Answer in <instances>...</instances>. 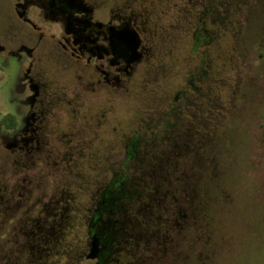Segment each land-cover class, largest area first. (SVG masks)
Wrapping results in <instances>:
<instances>
[{"label":"rangeland","instance_id":"374dc122","mask_svg":"<svg viewBox=\"0 0 264 264\" xmlns=\"http://www.w3.org/2000/svg\"><path fill=\"white\" fill-rule=\"evenodd\" d=\"M99 1L139 15L149 58L96 91L42 53L54 98L36 157L1 138L26 111L27 58L0 51V264H93L88 228L121 180L98 223L106 264H264V0ZM26 32L0 0V44Z\"/></svg>","mask_w":264,"mask_h":264},{"label":"flooded vegetation","instance_id":"af4514ba","mask_svg":"<svg viewBox=\"0 0 264 264\" xmlns=\"http://www.w3.org/2000/svg\"><path fill=\"white\" fill-rule=\"evenodd\" d=\"M6 1L27 30L25 37L18 39L16 36L0 44V51L27 58L22 87L26 111L1 138L8 149L36 157L41 152L43 140L47 139L45 118L53 108L54 98L49 86L52 80H47L49 67H44L42 55L52 54L55 48L64 64L73 65L83 73L89 88L121 90L137 67L149 58V31L139 23V15L109 12L105 2L98 0ZM47 40L51 41L50 45ZM14 42H17V49H6V44ZM54 59L61 63V59ZM103 215L101 209H95L87 233L88 247L80 255L87 259L94 238H97L99 256L95 260L87 259L93 264L108 262L111 240H114L105 238L103 229L98 227V223L103 222Z\"/></svg>","mask_w":264,"mask_h":264},{"label":"trees","instance_id":"16d2710c","mask_svg":"<svg viewBox=\"0 0 264 264\" xmlns=\"http://www.w3.org/2000/svg\"><path fill=\"white\" fill-rule=\"evenodd\" d=\"M191 3L192 2H190V0H188L187 6H189V4H191ZM122 181H124V180H121V182L115 183L114 186L107 191V193L103 196L102 200L99 203V207H98L99 209L102 210L103 205L107 206V205H114L113 203L116 204L118 199H120L123 196V189H124L125 185L127 184V182L124 181L125 183H123ZM105 197H107V200L105 199ZM103 200H106V202L104 204L102 203Z\"/></svg>","mask_w":264,"mask_h":264},{"label":"water","instance_id":"95a60500","mask_svg":"<svg viewBox=\"0 0 264 264\" xmlns=\"http://www.w3.org/2000/svg\"><path fill=\"white\" fill-rule=\"evenodd\" d=\"M99 253H100V247L98 244V239L94 238V241L92 243V248H91L89 254L87 255V259L95 260L98 258Z\"/></svg>","mask_w":264,"mask_h":264}]
</instances>
